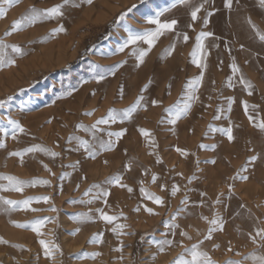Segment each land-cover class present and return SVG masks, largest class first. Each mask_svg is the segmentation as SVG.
<instances>
[{"label":"rangeland","instance_id":"374dc122","mask_svg":"<svg viewBox=\"0 0 264 264\" xmlns=\"http://www.w3.org/2000/svg\"><path fill=\"white\" fill-rule=\"evenodd\" d=\"M61 2L20 0L9 8L6 17L0 18V37L24 50L23 55H18L9 48L8 55L16 63L0 68V100L5 101L0 107V127L7 126L10 130L11 125H6L5 119L9 118L24 128L23 132H17L15 139L10 131L7 136L0 133V142L4 144L0 147V174L26 181H50V185L27 186L22 192L3 191L2 196L12 200L45 195L50 200L32 202L31 208L45 209L39 212L22 208L5 211L6 206H3L0 237L7 243H0L1 253H7L16 264L25 260L33 264H158L163 258L165 264H173L181 253L190 259L181 241L185 247L203 241L201 249L219 264H226L229 259L254 264L250 258L243 257L253 252L264 254V248L258 243L252 245L249 236L258 228H264V131L249 121L242 101L257 105L255 109L250 108L249 113L257 121L264 120V42L255 37L256 30L248 23L251 18L264 32V7L259 0H233L230 9L225 7V0H207L195 21L190 13L203 0H189L188 4H180L178 0H144V3L92 0L91 4L86 0H71L63 8V16L38 21L4 36L12 21L31 6L43 9ZM133 3L139 9L127 17L133 29L154 27L145 23L142 14L164 9L168 11L160 17L161 21H178L173 31H166L158 38L139 66L131 46L123 52L117 51L126 32L121 25L114 26L120 13ZM61 25L65 31L51 32ZM200 31L214 35L204 41L208 67L196 90L199 98L192 102L187 114L172 125L167 123L165 109L187 98L186 83L201 71L191 57ZM183 33L189 37L187 42L183 40ZM173 43L175 49L167 55ZM234 62L240 68L235 75L231 67ZM158 73H161L160 82L154 80ZM97 75H103L104 79L98 81ZM241 75L253 84L252 95L239 82ZM230 76L232 87L228 86ZM146 84L147 89L141 93ZM139 94L144 96L143 103L147 107L140 106L131 119L98 125L95 137L90 131L76 128L77 124L90 126L106 117L109 109L128 107ZM10 96L12 99L8 100ZM229 98H233L231 111L228 110ZM152 100L160 103L153 106ZM35 114L36 117L26 120L28 115ZM227 127L233 128L235 139L231 142L223 133L212 130ZM140 128L149 130L150 138L155 139V148L140 134ZM121 129L127 131L119 140L112 137L116 142L111 150L99 149V142L109 139L108 132ZM71 136L89 140L97 151L95 158L76 140H70ZM130 142L137 147L126 152L122 147ZM33 145L47 147L59 155L51 157L36 151L24 153L22 161L21 157L10 155ZM177 148L187 155H181ZM253 155L258 157L255 161L250 159ZM188 158L197 173L189 176L175 173L183 169ZM129 162L131 168L125 169ZM223 169L230 171L223 180L209 178ZM155 173L158 178L153 182ZM116 174L122 176V183L133 189L131 193L126 188L104 183L107 177ZM141 181L148 192L163 198L162 205L141 194ZM0 183L7 181L0 180ZM94 184L100 185V189L94 188L84 195ZM161 185L165 187L162 189ZM173 186L181 191L175 198L171 191ZM105 188L110 191L107 203L104 198L92 199ZM185 197L187 203H182ZM52 206L55 212L47 210ZM137 208L140 210L136 211ZM146 208H152L153 213ZM96 209L117 216V220L108 223L100 219ZM81 214H89L91 219ZM43 217L52 219L45 221L39 236L31 228L13 223L25 224ZM216 217L222 220L223 230L214 231L210 240H204L209 221ZM118 224L126 227L113 232ZM173 224L175 228L171 227ZM181 232L188 236L180 235ZM98 235L101 242H93ZM41 239L59 245L58 249H53L52 257L44 255ZM164 239L174 243L164 245L161 251L157 242ZM229 247L232 251H228ZM237 252L242 256H237Z\"/></svg>","mask_w":264,"mask_h":264},{"label":"snow or ice","instance_id":"6c2138e0","mask_svg":"<svg viewBox=\"0 0 264 264\" xmlns=\"http://www.w3.org/2000/svg\"><path fill=\"white\" fill-rule=\"evenodd\" d=\"M88 4L92 3V0H86ZM141 3H144V0H140ZM20 3V0H0V18H4L7 16L9 8H11L13 5H16ZM71 0H62L61 3L56 4L54 6L48 7V8H43L39 9L36 8L35 6H31L24 14H22L18 19H15L12 21V24L10 26V29L5 31L4 36L11 35L13 32H17L25 27L35 25L38 21H44V20H49V19H54L57 17H61L64 15L63 8L70 4ZM178 3L180 4H188L189 0H178ZM207 3V0H203L202 3L199 4V6L195 7L190 15L192 21L197 20L198 18V13L201 11L202 8H204V4ZM233 3V0H225V7L231 8ZM259 3L261 7H264V0H259ZM133 10L138 9V5L136 3H133L130 7L126 9V11H123L120 13V15L117 17V20L114 21V26L115 25H121L125 29L126 35L124 39L119 43V46L117 48V51L123 52L125 49L129 48L131 46V52L132 55H134L138 61L137 66L140 64L144 63L145 57L148 55L149 51H151L152 47L155 45L157 42L158 38L162 36L166 31H173L178 24V21L176 19H172L170 21L165 20L161 21L160 17L163 15L165 11H168V9H164L163 11H157L154 14H142L144 21L148 25H153L154 27H148L144 28L142 30H136L133 29L130 24L127 23V17L130 13H133ZM208 15H211V13H208ZM121 22H124L121 24ZM204 23L207 24L208 20L207 17L204 18ZM248 23L251 25L253 29L256 30V35L259 37V39L264 42V32H261L258 29V26L253 23L251 18H249ZM65 31L63 26H59L57 28L51 29L52 33H57V32H62ZM111 35V34H110ZM179 35V34H177ZM214 34L211 32H206V31H200L199 34L196 37V43L194 45V48L191 52V57H192V63L195 64L199 69H201L200 73L198 76L194 77L193 79L189 80L185 88L187 89L185 95L186 99L178 102L177 104L170 105L168 108L165 109V112L167 113V123L175 125L176 122L191 108V104L194 100H197L199 97L196 95V90L197 88L201 85L204 77V70L208 67L206 63V56H207V50L205 48V38L207 37H212ZM108 37H105L107 39ZM189 39L187 33H183V40L187 42ZM141 44L147 45V47H140ZM11 49V52L16 53L18 55H23L24 50L23 48L18 45V44H11L9 45L2 37H0V68H5L12 66L16 63V60L8 55V49ZM175 49V44L173 43L170 45L169 49L167 50V55H171L172 52ZM232 72L233 75L236 73L240 72V68L238 65L234 62L232 64ZM98 81L104 79L103 75H97L95 77ZM239 82L245 87L246 90H248V94L252 95L254 86L253 84L246 80L242 75L239 77ZM228 86L232 87V77L230 76L228 78ZM148 85H144V87L141 89V93L146 90ZM70 95L71 93H67ZM12 97H8V100H11ZM144 102V96L142 94H139L135 101L129 105L128 107L117 110V109H109L106 117L101 118L97 120L95 123H93L90 126L84 125L83 123L77 124L76 128L78 129H84L86 132L90 131L92 132L93 137H95L96 132L95 130L97 129L98 125L101 124H108L109 122L115 123L117 120H128L131 119L133 116V113L137 111V109L140 106L147 107ZM233 98H229V105H228V110L231 111V106H232ZM160 101L158 100H152L151 104L153 106L158 105ZM182 103V106H181ZM5 101L0 100V107L4 106ZM243 108L245 111V114L248 115V119L251 123L254 124L255 127L260 129L261 131H264V120L257 121V118L254 117L252 114L249 113V109H255L258 106L257 105H249L247 101H242ZM88 115H91V112L87 113ZM219 118V117H215ZM6 119V125H11V129L7 126H2L0 127V133H3L5 136L10 134L13 139L16 138L17 132H23L24 128L19 124V122L5 118ZM163 122V118L162 121ZM213 131L221 132L223 133L228 141H233L235 139L233 135V128L232 127H227V128H213ZM126 129H121L120 131L116 132H108L107 135L109 139L107 141L101 140L99 142V149L100 150H111L115 146V140L112 139V137H115L116 140H119L121 137H123L126 133ZM139 132L142 136L145 137L146 140H149V143L153 148H155V139L154 137L150 138V132L147 129L140 128ZM70 140H76L77 143L80 145V147H83L87 152L88 155L92 158H95L97 155V151L93 149V146L90 144L89 140L82 139L79 136H71L69 137ZM4 144L3 142H0V147H3ZM201 147H208L207 145H201ZM212 147H215L213 145ZM43 152L46 153L47 155L51 157H56L59 155V153L52 151L51 149L41 146V145H33L31 147H28L23 150V152H13L10 153V155L13 156H19L21 157V161L23 160V155L24 153H32V152ZM177 151L181 153V155H187L186 151L177 148ZM258 157L253 155L250 157L251 160L255 161ZM157 162H160L159 156H157ZM107 163V161H105ZM214 163V161H213ZM44 167L51 172V169L47 168V165H44ZM125 169H130L131 164H125ZM246 170V169H245ZM53 175H55L53 173ZM66 175V174H65ZM157 175L153 174L152 175V181L156 182L157 180ZM242 179H248L247 176H242ZM191 179V178H189ZM0 180L7 181V183H0V192L3 191H16V192H22L23 189L27 186H36L37 184L40 185H49L50 181L45 180V179H33L30 181L26 180H21L20 178L12 175H7V174H0ZM122 181V176L119 174H116L111 177H107L104 181L105 184L107 185H116L121 188H126L129 193L133 191V189L127 185L121 182ZM141 183V188L140 192L142 195L146 196L148 199L154 201L158 205H162L164 203L163 198L156 195L155 193L148 192L144 187H143V181ZM165 186L161 185V188L163 189ZM100 189V185H92L85 193L84 195H88L89 193L92 192V189ZM229 188H231V185H229ZM178 186H173L172 187V194L175 195V193L178 191ZM110 195V191L105 188L101 189L99 194L96 196H93L92 199H101L104 198V202L107 203L106 198ZM50 200L49 196H29L23 200H12L9 199L5 196H0V205L6 206L4 207L5 211H14L17 209H24V210H31L34 212H39V211H45V209H39V208H31V204L33 201H43L47 203ZM75 202V201H73ZM219 203V199L216 201ZM88 203H91V201H88ZM182 203H187V197L184 198ZM203 203V201H201ZM48 211H56V208L52 206L51 208L47 209ZM140 209L137 208L136 211H139ZM96 211L99 213V218L108 222L112 223L113 221L117 220V216L114 215H109L106 213L103 209H96ZM146 211L149 212L150 214L153 213L152 208H146ZM81 215H86L87 218L91 219V216L89 214H81ZM120 215H123V213H120ZM52 219L51 217H43V218H35L32 221L26 222L25 224H19L18 222L13 221V223L17 224V226L20 227H29L31 228L32 231H34L38 236L41 235V227L45 223V221ZM203 219L208 220V217H203ZM209 228L207 230V234L204 236V240H210L212 238V234L216 230H223V222L219 217L213 218L212 220L209 221ZM126 227L123 224H118L116 227L112 229L113 232H119L121 229ZM172 228H175L176 225L173 224L171 225ZM79 231V229H77ZM124 234V233H120ZM175 233H173L174 235ZM180 235L187 237L188 234L186 232H181ZM250 238L252 239L253 243H258V246L260 248H264V228H258L256 230L255 235H252L251 233L249 234ZM191 239V237H188ZM93 242H101L99 235L97 237H94ZM0 243H7V241L3 240L2 237H0ZM158 245L160 246L161 251L164 250V245H172L174 243L173 240L170 239H164L163 241H158ZM203 243V241H198L195 244H192L190 247H185L183 246V241L180 242L181 246L184 247V252L188 253L190 256L189 258H185L184 254L181 253L179 255V258L174 260L173 264H219L218 261L213 260L209 253L207 251H204L201 249L200 245ZM40 244L44 248V255L46 257H52L53 256V249H58L59 245L52 243L50 241H46L44 239L40 240ZM214 247H218V245H214ZM228 251H232L231 247H229ZM237 256H242L241 253L237 252ZM251 259L254 261V264H264V254L257 255L255 252L250 254V256H245L243 259ZM226 264H243V260H227Z\"/></svg>","mask_w":264,"mask_h":264},{"label":"bare ground","instance_id":"6f19581e","mask_svg":"<svg viewBox=\"0 0 264 264\" xmlns=\"http://www.w3.org/2000/svg\"><path fill=\"white\" fill-rule=\"evenodd\" d=\"M239 4V3H238ZM237 5V4H236ZM243 5V4H242ZM255 5V4H254ZM240 7V6H239ZM233 8V7H232ZM259 8V7H258ZM239 9V8H238ZM260 9V8H259ZM237 11V10H236ZM235 11V12H236ZM254 11V10H253ZM234 12V13H235ZM231 13H233V12H231ZM257 13V12H256ZM238 33H240V32H238ZM249 34H251V33H249ZM257 35H255V37H256ZM251 37V36H250ZM252 43H254V41H251ZM254 44H256V42L254 43ZM253 44V45H254ZM262 47V46H261ZM260 47V48H261ZM254 49V48H253ZM58 51V50H57ZM264 51V50H263ZM46 53V52H45ZM260 53V52H259ZM42 56V55H41ZM46 57V56H45ZM33 58V57H32ZM38 61V60H37ZM38 63V62H37ZM22 65V64H21ZM26 67V66H25ZM19 72V71H18ZM155 75V74H154ZM160 75H161V73L159 74L158 73V76H156V78L154 79L155 81H157V82H160L159 81V78H160ZM158 77V78H157ZM153 79V78H152ZM154 84V83H153ZM160 84V83H159ZM154 86H156V85H154ZM225 88V87H224ZM97 89V88H96ZM82 100H84V98H82ZM54 108V107H53ZM143 109V108H142ZM34 117H36V114L35 115H28L27 116V118H26V120L27 121H29V120H31V119H33ZM137 141V140H136ZM131 143V142H130ZM128 144V145H126L125 147H122V148H125L126 149V152L127 151H131V150H133V149H135L136 147H137V145L135 144V143H131V144ZM122 146V145H121ZM117 147V146H116ZM122 151V150H121ZM140 152H143V151H140ZM119 153V152H118ZM112 154V153H111ZM114 155V154H113ZM113 155H111V156H113ZM108 156L110 157V155L108 154L107 155V159H108ZM117 156V155H116ZM115 157V156H114ZM134 157V156H133ZM132 157V158H133ZM118 158V157H117ZM106 159V160H107ZM113 159V158H112ZM136 159V158H135ZM134 158H133V160H135ZM115 160V159H114ZM109 161V160H108ZM128 161H130V160H128ZM147 162V161H146ZM128 163V162H127ZM130 163V162H129ZM51 164V163H50ZM138 164V163H137ZM39 165H40V163H39ZM52 165V164H51ZM41 166H43V165H41ZM40 166V167H41ZM195 166V165H194ZM194 166L192 165V161H191V158H188L187 159V161H185V163H184V167H183V169H177L176 171H175V173H185L186 175H188V174H190V173H193V174H195V173H197V170H194L193 168H194ZM39 169V168H38ZM158 170V169H157ZM156 170V171H157ZM162 170H164V169H162ZM235 170V169H234ZM45 171H46V169H45ZM130 171V170H129ZM144 171H146V172H148L147 170H144ZM160 172V171H159ZM166 172V171H165ZM229 170L228 169H223V171H221L220 170V172H216V173H213V176H209V178L210 179H215V180H218V179H222L223 180V178L226 176V175H228L229 174ZM135 173H137V172H135ZM143 173V172H142ZM149 173V172H148ZM161 173V172H160ZM133 174H134V172H133ZM156 174V173H155ZM158 174V173H157ZM140 175V174H139ZM166 175V174H165ZM130 176H133V177H131L132 179H135L134 178V175H131L130 174ZM129 176V177H130ZM144 176V175H143ZM189 176V175H188ZM187 176V177H188ZM42 177V176H41ZM55 177V176H54ZM158 177V176H157ZM53 178V177H52ZM128 178V177H127ZM138 178V177H137ZM144 178V177H143ZM130 180V179H129ZM176 180V182H177V178H175L174 179V181ZM52 181V180H51ZM53 182V181H52ZM180 182V181H179ZM52 184V183H51ZM50 185V184H49ZM45 186V185H44ZM179 186H181V185H179ZM140 187V186H139ZM138 187V188H139ZM45 188V187H44ZM43 188V189H44ZM46 188H47V186H46ZM145 188V187H144ZM179 188V187H178ZM117 190V189H116ZM140 191V190H139ZM179 192H181V191H177L176 193H175V195L173 196L174 198L176 197V195L179 193ZM2 193L3 192H0V196H2ZM179 195V194H178ZM166 197V196H165ZM15 200H17V199H15ZM85 203V202H84ZM86 204V203H85ZM98 207V206H97ZM2 208H3V206L2 205H0V215H1V210H2ZM3 211V210H2ZM15 213V212H14ZM2 218V217H1ZM4 218V217H3ZM157 218V217H156ZM159 218V217H158ZM13 219V218H12ZM1 222V221H0ZM9 223V222H8ZM7 224V223H6ZM1 225V224H0ZM8 226V225H7ZM16 226V225H15ZM10 227V226H9ZM13 229V228H12ZM16 229V228H15ZM5 230V229H4ZM4 233V232H3ZM24 234V233H23ZM12 235H14V234H12ZM255 235V234H254ZM8 239V238H7ZM20 244V243H19ZM253 244H256V243H252V245ZM14 249V248H13ZM17 250V249H16ZM172 255V254H171ZM172 257V256H171ZM13 259V258H12ZM12 259H10V256L7 254V253H1V251H0V262H2V264H16ZM165 259L163 258L162 260H159V262H158V264H165ZM168 261V260H167ZM18 263H19V261H18ZM41 263V262H40ZM19 264H33V263H31V262H29L28 260H25V261H22V262H20ZM42 264V263H41ZM45 264H48V263H45Z\"/></svg>","mask_w":264,"mask_h":264},{"label":"trees","instance_id":"16d2710c","mask_svg":"<svg viewBox=\"0 0 264 264\" xmlns=\"http://www.w3.org/2000/svg\"><path fill=\"white\" fill-rule=\"evenodd\" d=\"M77 60H78V59H77ZM77 60H76V61H77Z\"/></svg>","mask_w":264,"mask_h":264}]
</instances>
